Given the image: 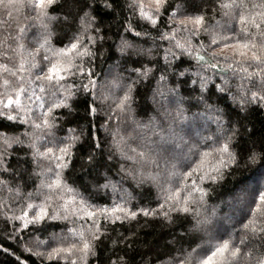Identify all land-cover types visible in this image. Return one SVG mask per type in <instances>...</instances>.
<instances>
[{"label": "snow or ice", "instance_id": "snow-or-ice-1", "mask_svg": "<svg viewBox=\"0 0 264 264\" xmlns=\"http://www.w3.org/2000/svg\"><path fill=\"white\" fill-rule=\"evenodd\" d=\"M58 0H0V118L7 121H21L30 124L34 130L27 145L31 163L32 175L39 179L34 190L24 192L19 180L15 187L0 179V186L14 193L15 200L21 201L23 207L17 215L3 201L0 209L5 219L19 222L16 232L31 228L33 232L43 233L46 228L41 226L46 221H61L68 225L62 229L63 235L51 234L49 240L35 239V250L25 248L33 256L50 264H87L90 256H95L96 242L105 234L101 220L107 225L117 220H135L138 214L145 217L172 220V213H190L192 205L198 203L196 193L203 198V188L199 182L207 179L215 180L211 172H219L217 164L224 165L223 157L228 155L233 159L230 149L238 135L233 125L230 130L224 129V115L215 104L209 103L214 77H219L221 83L215 84L216 103L227 96L239 107L241 113L247 106H259L264 109V0H213L211 10L207 7L208 0H127L126 8L139 20L147 22L154 29L158 21L167 13V30L161 31L159 39L168 41L169 47L164 50L166 70L172 71L177 77H185L188 69L176 71L174 62L187 58L196 62V71L192 73L199 82V103L207 110L216 113L214 123L220 129L219 134L205 136L202 140L189 142L174 125L187 121L183 107V98L177 96L180 84L161 91L153 89L154 102L156 96L170 98L175 107L169 110L165 107L161 113L167 121V127L155 117L145 122L137 121L132 115L133 93L142 80L150 77L151 69L141 65L130 67L129 73H135V78H129L126 84H121L120 74L113 78L112 89H119L120 94L110 91L107 94L97 93L95 73L90 67L93 50L97 41H103L100 27H95L96 17L91 14L96 0H71L79 15V27L72 32L68 41L62 47H53L47 34L48 24L54 19L50 14ZM116 0H103V7L112 9ZM169 9H171L169 11ZM24 12L26 21H35L45 29L40 42L35 48L28 50L25 44V25L18 17ZM13 11L17 17H13ZM227 17L225 24L215 20L216 13ZM70 13L64 16L65 21ZM127 32H133L134 26L129 20L125 25ZM146 34V33H145ZM133 46L125 39L117 49L121 56ZM42 50V51H41ZM119 67V65H117ZM228 73L238 81L235 92L228 79ZM167 75L161 73L159 81L167 80ZM91 93L92 102L86 111L91 116L104 112V127L115 116L117 119L127 117L135 126L133 132L121 135L119 125L112 129L113 154H118L123 163L120 172L134 179L152 180L159 189L156 207H139L132 210L126 207L124 198L112 207L96 206L76 190L71 188L63 178V170L69 167L73 158V149L80 140L76 129L70 128L62 139H45V133L51 135L54 126L53 110L69 108V100L78 92ZM194 90V89H193ZM99 102L98 106L96 102ZM29 136V133H24ZM158 137V139H153ZM95 140V137L92 138ZM43 141V144L38 143ZM23 145L24 141L17 136H10L6 131H0V164H6L5 155L12 145ZM101 147L95 143L88 160H94L95 149ZM109 154L108 159L113 158ZM250 158L255 159L257 153L248 150ZM212 158L215 163L207 167L206 161ZM155 166L154 175L150 169ZM38 169V170H37ZM5 172H10L4 168ZM26 171V170H25ZM17 177L21 173L17 171ZM165 179L161 182L159 176ZM101 185V187H107ZM114 187V186H113ZM264 201V193L260 195ZM252 216L244 224V233L239 242L231 238L222 239L209 249H202L199 255H185L175 264H242L244 258L251 256L253 248H264V208L259 212L251 209ZM197 220L194 227H199ZM247 249V251H245ZM6 251V250H5ZM23 264V262H21ZM111 264H127L124 257L111 261ZM256 264H264V252L256 258Z\"/></svg>", "mask_w": 264, "mask_h": 264}, {"label": "trees", "instance_id": "trees-1", "mask_svg": "<svg viewBox=\"0 0 264 264\" xmlns=\"http://www.w3.org/2000/svg\"><path fill=\"white\" fill-rule=\"evenodd\" d=\"M175 4L176 0H170ZM127 0H116L112 9L103 7V0H96L91 14L96 17L95 27L101 28L103 41H97L93 49L96 55L92 58L90 67L95 73L97 82V93L103 91L107 94L115 91L120 94L119 89H112L111 83L114 77L120 74L121 84H126L129 78H135V73H129L130 67L141 65L150 68L149 79L142 80L136 86L133 93L132 115L137 121L147 122L150 117H155L162 126L167 127L161 113L165 107L169 110L175 107L170 98L155 97L153 89L166 91L173 88L177 83L180 87L177 96L183 98V107L186 110L187 121L178 122L174 125L176 131H180L189 142L202 140L205 136L219 134L217 124L214 123L216 113L207 110L198 102L200 95L199 82L192 84L196 79L192 75L196 71V62L182 58L174 62L176 71L188 69L185 77H177L170 70H166L164 50L169 47L168 41L159 39L161 31L167 30L168 14L165 13L158 21V27L153 28L145 21L134 16L130 9L126 8ZM213 0H208L207 7L211 10ZM171 9H169L170 11ZM68 15L67 21L64 16ZM50 14L54 17L48 24L47 34L53 47H62L69 36L79 27V15L71 0H58L54 4ZM13 17L17 13L13 11ZM0 18H5L0 15ZM25 25V44L28 50L35 48L45 34L38 22L26 21L22 10L18 17ZM131 20L136 36L133 32H127L125 25ZM215 20L225 24L227 17H222L219 12ZM146 33V34H145ZM127 40L133 47L121 56L117 51L121 40ZM42 51V50H41ZM2 62V61H0ZM119 65V67H117ZM161 73L167 75V80L159 81ZM228 79L235 92V81L232 74L228 73ZM221 83L219 77L213 78L209 85L211 99L209 103L215 104L224 115V129L230 130L233 125L238 135L232 142L235 147L230 149L233 159L225 154L224 165L219 164V172H211L207 167L215 163L212 158L206 161V170L216 176L215 180L205 179L199 182L203 188V198L199 199L200 193H196L198 203H194L190 213H172V220L166 221L162 218L145 217L138 214L135 220H117L107 225L101 220V227L106 229L104 235L96 242L95 256L88 258L87 264H111V261L124 257L127 264H175L183 259L186 254L199 255L202 249H209L222 239L231 238L239 242L244 233V224L252 216L251 209L256 208L259 212L264 208V201L260 195L264 193V109L259 106H247L246 112L241 113L239 107L227 96L220 103H216L215 84ZM194 89V90H193ZM92 102L91 93L82 90L69 100V108L60 107L53 110L54 126L51 135L45 133V139H62L68 134L70 128L76 129L80 140L73 149V158L69 161V167L63 170V178L67 185L76 190L79 196L88 199L96 206L112 207L113 203H120L123 197L126 207L136 210L139 207H156L157 193L159 191L156 182L152 180L134 179L132 176L125 177L119 168L123 161L118 154H113L112 129L117 128L121 135H127L133 131L135 126L127 117L117 119L115 116L109 124L101 127L107 119L104 112L91 116L86 111L88 104ZM98 106L99 102H96ZM109 102H105L104 107ZM0 131H6L10 136L19 135L24 141L23 145H12L8 149L5 159L6 164H0V179L9 182L10 187H15L19 180L24 192L32 189L39 183V179L32 175L33 164L27 147L32 138L33 129L30 124L21 121H7L0 118ZM29 136H24V133ZM95 137V140L92 138ZM158 139V137H153ZM101 147L95 149L94 160L89 161L87 156L92 151L95 143ZM38 143L43 144V141ZM253 149L257 155L255 159L250 158L248 150ZM109 154H113L111 160ZM4 168L11 171L5 172ZM26 170V171H25ZM38 170V169H37ZM19 171L21 176L17 177ZM150 171L155 175L157 170L152 166ZM162 182L165 177L159 176ZM107 182V187H101ZM114 186V187H113ZM0 201H3L13 213L19 214L23 204L15 200L14 193L8 192L0 186ZM0 209V264H42V260L33 256L25 248L35 250L34 240H49L51 234L63 235L62 229L68 227L61 221H46L41 226L46 228L43 233L33 232L31 228L23 232H16L19 222L5 219ZM197 220L199 227H194ZM6 250V251H5ZM247 251V249H245ZM264 252L253 248L251 256L244 258L242 264H256V258ZM43 264H50L44 261Z\"/></svg>", "mask_w": 264, "mask_h": 264}]
</instances>
